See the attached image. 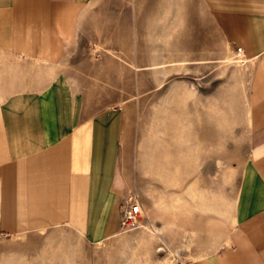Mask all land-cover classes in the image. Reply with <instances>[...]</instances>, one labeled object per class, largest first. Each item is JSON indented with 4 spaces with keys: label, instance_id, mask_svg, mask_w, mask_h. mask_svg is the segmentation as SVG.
Returning a JSON list of instances; mask_svg holds the SVG:
<instances>
[{
    "label": "rangeland",
    "instance_id": "1",
    "mask_svg": "<svg viewBox=\"0 0 264 264\" xmlns=\"http://www.w3.org/2000/svg\"><path fill=\"white\" fill-rule=\"evenodd\" d=\"M132 2L101 0L69 63L88 98L121 103L130 118L118 232L98 242L66 226L0 232V264H169L231 232L249 64L190 1Z\"/></svg>",
    "mask_w": 264,
    "mask_h": 264
},
{
    "label": "crops",
    "instance_id": "2",
    "mask_svg": "<svg viewBox=\"0 0 264 264\" xmlns=\"http://www.w3.org/2000/svg\"><path fill=\"white\" fill-rule=\"evenodd\" d=\"M100 1L0 0V232L66 226L98 242L119 230L127 108L98 107L69 64ZM188 1L242 46L250 75L232 230L184 264H264V0Z\"/></svg>",
    "mask_w": 264,
    "mask_h": 264
},
{
    "label": "built area",
    "instance_id": "3",
    "mask_svg": "<svg viewBox=\"0 0 264 264\" xmlns=\"http://www.w3.org/2000/svg\"><path fill=\"white\" fill-rule=\"evenodd\" d=\"M236 54H240L241 51H242V46H236V48L234 49ZM184 258L181 254H177L176 256H174L172 259H171V262L170 264H184Z\"/></svg>",
    "mask_w": 264,
    "mask_h": 264
},
{
    "label": "bare ground",
    "instance_id": "4",
    "mask_svg": "<svg viewBox=\"0 0 264 264\" xmlns=\"http://www.w3.org/2000/svg\"><path fill=\"white\" fill-rule=\"evenodd\" d=\"M138 220H139V219H138ZM152 232H153V233H156V232L158 233V231L156 230V228H153ZM179 254H180V253H179Z\"/></svg>",
    "mask_w": 264,
    "mask_h": 264
}]
</instances>
